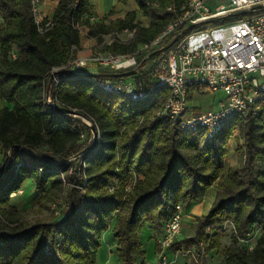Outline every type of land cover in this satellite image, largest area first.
<instances>
[{
	"label": "trees",
	"instance_id": "obj_1",
	"mask_svg": "<svg viewBox=\"0 0 264 264\" xmlns=\"http://www.w3.org/2000/svg\"><path fill=\"white\" fill-rule=\"evenodd\" d=\"M132 1L148 19L146 25L136 20L135 11L105 23L91 20L89 0H59L52 25L39 30L30 0H0V100L5 102L0 145L5 157L9 152L0 174V215L7 224L15 220L18 210L9 204L10 194L30 177L36 191L63 184L70 198L69 211L58 219L37 218L21 231H0V264H96L102 232L113 218L118 257L123 264H144L138 261L144 256L143 226L159 234L176 205L201 201L209 187L214 198L206 214L194 218L193 236L169 249H214L223 253L224 264H264V96L254 113L232 116L211 142L201 144L180 132L177 120L150 119L168 89L133 100L97 85L112 71L75 75L61 69L80 46L81 28L97 42L103 34L135 29L128 43L106 48L130 53L158 35L186 0ZM171 5L175 9L168 10ZM55 69L59 82L49 84ZM47 93L53 105L74 109L92 122L96 136L91 143V127L48 105ZM192 96L191 91L187 97ZM235 129L243 141L236 149L242 160L225 167L226 144ZM79 154L83 164L74 166ZM225 224L232 226V244H222ZM253 229H260L254 245L241 247L238 241Z\"/></svg>",
	"mask_w": 264,
	"mask_h": 264
},
{
	"label": "built area",
	"instance_id": "obj_2",
	"mask_svg": "<svg viewBox=\"0 0 264 264\" xmlns=\"http://www.w3.org/2000/svg\"><path fill=\"white\" fill-rule=\"evenodd\" d=\"M37 2L30 0L34 18ZM176 9L178 14L161 32L138 44L133 52L106 49L133 39L135 29L122 28L102 35L98 47L103 49L74 56L61 69L75 75L93 74L97 68L134 70L132 75L106 77L96 83L105 92L133 100H144L157 88L168 89L169 95L150 119L162 116L177 120L180 132L204 144L211 142L232 116L254 113L257 99L264 96V0H186ZM35 21L39 30L52 25L50 19ZM58 73L53 78L55 85ZM191 91L193 95L221 91L224 97L215 109L193 113L187 97ZM46 103L53 105L49 93ZM181 211L176 205V212L159 233L156 264H168L163 252L177 240Z\"/></svg>",
	"mask_w": 264,
	"mask_h": 264
},
{
	"label": "rangeland",
	"instance_id": "obj_3",
	"mask_svg": "<svg viewBox=\"0 0 264 264\" xmlns=\"http://www.w3.org/2000/svg\"><path fill=\"white\" fill-rule=\"evenodd\" d=\"M129 11H135L136 20L141 24L146 25L148 23V19L143 16L140 10L136 7V5L132 2L126 6L119 5V8L112 7L110 10L105 12L104 14H100L101 20L107 23L113 18L124 16ZM94 14L95 20L96 13ZM80 38L82 40L81 46L78 47L79 54L88 55L91 52L96 50L103 49L102 47H98L97 40L94 37H91L87 34V28L80 29ZM78 51L75 52V57H83L81 55H77ZM100 70V68H97ZM106 71H110L109 69H105ZM224 95L221 92H205L203 94H197L192 97L191 105L196 106L199 109L207 110V109H215L217 106L218 100L223 98ZM5 102L0 100V107L4 106ZM197 111H193L196 113ZM84 119V118H82ZM87 123L92 122L89 120H85ZM91 138L88 139V142L91 143L93 140V132L91 130ZM85 139V133L82 134V141ZM230 143L235 147L239 146V137L237 129L234 130L232 136L229 138ZM228 140V141H229ZM228 143V142H227ZM241 144L243 141L241 139ZM227 145V144H226ZM237 149V148H236ZM235 149V155H233L232 159L237 160V164L241 163L242 154L239 153ZM81 154L77 156V158H73V165L78 166V164H83V160L80 158ZM9 159V152L6 153V157L4 156L3 149L0 145V174L2 170L6 167ZM231 161V160H230ZM235 164V165H237ZM73 166V167H74ZM73 167L71 170H73ZM133 180V179H132ZM35 181L33 178H26L21 185L10 194L9 204L15 207L18 211L15 214V220L12 223L7 224V220L4 215H0V231L2 234H5L9 231L10 227H15L17 231L23 230L25 227L29 226L35 219H45L48 217L60 218L65 215L69 211L70 198L69 193L66 188L61 186H57L54 188H50L49 184H46L42 191L35 190ZM49 189V193H45L46 190ZM45 193V195H43ZM182 218H181V230L177 237V240H182L186 237H191L194 234V225H195V217L202 215H195L192 213L186 214L184 208H182ZM115 218H113L109 223V228L102 232L101 235V245L96 253V264H121V259L117 254V244L116 239L113 234ZM228 225L226 224L224 227V235L221 238L222 244H232L230 238V230L228 229ZM230 226V225H229ZM230 228V227H229ZM258 230L253 229L245 239L239 240L238 243L243 248H251L255 243V236L257 235ZM158 236L159 234L154 233V242H151L149 245L144 244V251L146 253L145 259L147 264H153L154 261V250H157L155 246L158 245ZM145 237L148 239V236L145 234ZM159 246V245H158ZM170 251V249L165 250L164 255L167 258V262H170L171 255L166 252ZM172 252V251H171ZM173 253V252H172ZM172 258L175 264H193L194 262H198V264H224V256L222 252H217L216 250L202 251L197 252L194 249H191L190 252L185 253H173Z\"/></svg>",
	"mask_w": 264,
	"mask_h": 264
},
{
	"label": "crops",
	"instance_id": "obj_4",
	"mask_svg": "<svg viewBox=\"0 0 264 264\" xmlns=\"http://www.w3.org/2000/svg\"><path fill=\"white\" fill-rule=\"evenodd\" d=\"M89 1L92 5L93 10L96 13L97 20H101L102 17L99 15L104 14L105 12L110 10L112 7L119 8V5L126 6V5L133 2L132 0H130L126 4H121L117 0H89ZM58 2H59V0H38V2H37V14L35 16V19L36 20L50 19L53 15L57 5H58ZM120 17H123V16H120ZM81 44H82V40H81L80 46H81ZM77 51L78 52L76 54L78 56L79 55H81V56L86 55V54H79V49H77ZM217 92H221V91H217ZM191 101H192V99L190 100V105H191ZM192 107H193V111L199 112V111L203 110V109H199L196 106H192ZM239 146H242L241 139H239ZM237 147H238L237 145L234 147L230 143V140L228 141V143L226 145V155H225V159H224L225 167L237 164V160L232 159L233 155H235V153H236L235 149ZM214 194H215V189L213 187H209L201 201L194 203V204H191L188 207L184 208L185 213L186 214L192 213L195 215L206 214V212L208 211V209L212 203V200L214 198ZM231 228H232V226L228 225V229H231ZM224 229H225V227H224ZM256 230H258V233L255 236V239L257 238V236L260 233V229H256ZM230 232H231V230H230ZM145 234L148 236V239L145 237ZM153 237H154V231H153L152 227L150 225L143 226L141 233L139 234V240L141 242L142 249L144 248V244L149 245L151 242H154V245H155V241H154ZM116 244H117V240H116ZM143 251H144V249H143ZM159 251H160V249H159ZM159 251L154 250L153 264H156V260H157ZM163 253H165V251ZM167 253H169L171 255V259H170V262H168V264H175L176 261H174L172 258L173 253L171 252V250L166 252V254ZM145 255H146V253L144 251V256L139 258L138 261L142 260L144 262V264H147V261L145 259ZM121 264H123L122 261H121Z\"/></svg>",
	"mask_w": 264,
	"mask_h": 264
},
{
	"label": "water",
	"instance_id": "obj_5",
	"mask_svg": "<svg viewBox=\"0 0 264 264\" xmlns=\"http://www.w3.org/2000/svg\"><path fill=\"white\" fill-rule=\"evenodd\" d=\"M192 26L189 27V29H191ZM177 40V37L174 38L173 42ZM58 72H55V73H52L51 76H50V79H49V84L52 82L53 78H54V75L57 74ZM134 74V70H128V71H124V72H114V73H111L110 76L111 77H122V76H129V75H132ZM53 108H55L56 110L64 113V114H67V115H70V116H73V117H76L78 119H80L81 121H83L81 119V117L87 119L89 121L88 118H86L85 116L81 115L80 113H78L76 110L74 109H70V108H64V107H61V106H58V105H52ZM84 122V121H83ZM86 123V122H85ZM90 123V122H89ZM87 124V123H86ZM91 127V130L93 132V138H95L96 136V130H95V127L92 125V124H87Z\"/></svg>",
	"mask_w": 264,
	"mask_h": 264
},
{
	"label": "bare ground",
	"instance_id": "obj_6",
	"mask_svg": "<svg viewBox=\"0 0 264 264\" xmlns=\"http://www.w3.org/2000/svg\"><path fill=\"white\" fill-rule=\"evenodd\" d=\"M82 118H83V117H81V119H82ZM82 120H83L84 122H86L85 120H87V119L84 118V119H82ZM86 123H87V122H86ZM87 124H90V123H87Z\"/></svg>",
	"mask_w": 264,
	"mask_h": 264
}]
</instances>
